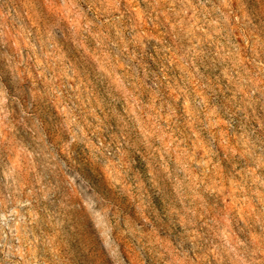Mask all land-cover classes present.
Here are the masks:
<instances>
[{
    "label": "rangeland",
    "instance_id": "1",
    "mask_svg": "<svg viewBox=\"0 0 264 264\" xmlns=\"http://www.w3.org/2000/svg\"><path fill=\"white\" fill-rule=\"evenodd\" d=\"M0 264H264V0H0Z\"/></svg>",
    "mask_w": 264,
    "mask_h": 264
}]
</instances>
